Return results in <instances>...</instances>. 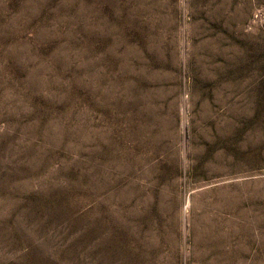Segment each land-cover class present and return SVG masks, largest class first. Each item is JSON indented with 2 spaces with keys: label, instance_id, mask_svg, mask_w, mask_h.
<instances>
[{
  "label": "rangeland",
  "instance_id": "rangeland-1",
  "mask_svg": "<svg viewBox=\"0 0 264 264\" xmlns=\"http://www.w3.org/2000/svg\"><path fill=\"white\" fill-rule=\"evenodd\" d=\"M0 264H264V0H0Z\"/></svg>",
  "mask_w": 264,
  "mask_h": 264
}]
</instances>
